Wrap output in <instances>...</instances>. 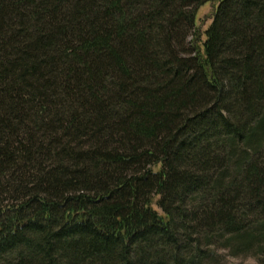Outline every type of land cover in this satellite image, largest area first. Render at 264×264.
<instances>
[{"label": "trees", "instance_id": "trees-1", "mask_svg": "<svg viewBox=\"0 0 264 264\" xmlns=\"http://www.w3.org/2000/svg\"><path fill=\"white\" fill-rule=\"evenodd\" d=\"M216 243L264 262V0H0V264Z\"/></svg>", "mask_w": 264, "mask_h": 264}, {"label": "rangeland", "instance_id": "rangeland-1", "mask_svg": "<svg viewBox=\"0 0 264 264\" xmlns=\"http://www.w3.org/2000/svg\"><path fill=\"white\" fill-rule=\"evenodd\" d=\"M211 14V8L206 6L197 13L196 26L201 32L207 29L210 24L208 18ZM192 39V33L189 41ZM208 259L204 264H263L260 254L256 250L236 253L233 249L224 243H216L206 248Z\"/></svg>", "mask_w": 264, "mask_h": 264}]
</instances>
